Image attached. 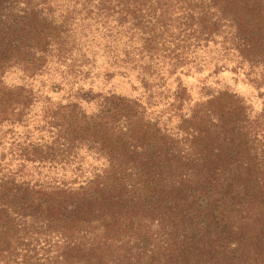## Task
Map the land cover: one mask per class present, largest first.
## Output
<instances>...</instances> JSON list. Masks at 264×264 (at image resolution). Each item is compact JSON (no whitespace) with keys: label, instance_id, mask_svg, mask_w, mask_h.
Returning a JSON list of instances; mask_svg holds the SVG:
<instances>
[{"label":"trees","instance_id":"trees-1","mask_svg":"<svg viewBox=\"0 0 264 264\" xmlns=\"http://www.w3.org/2000/svg\"><path fill=\"white\" fill-rule=\"evenodd\" d=\"M82 1L98 22L173 28L189 32L185 41L222 36L243 61L264 64V0ZM51 12L48 0H0V120L22 118L33 99L3 82L7 68L35 74L68 42L74 19ZM206 98L182 132L121 94L103 95L92 112L59 104L57 144L40 157L76 177L0 176V264H264V131L235 91ZM83 147L98 164L83 167Z\"/></svg>","mask_w":264,"mask_h":264},{"label":"rangeland","instance_id":"rangeland-1","mask_svg":"<svg viewBox=\"0 0 264 264\" xmlns=\"http://www.w3.org/2000/svg\"><path fill=\"white\" fill-rule=\"evenodd\" d=\"M74 1L48 0L52 17L74 19L66 32L65 47L49 54L45 66L35 74L19 64L3 74L7 86L31 88L33 99L22 118L0 120V176L42 182L57 181L62 175L70 180L76 177V171L64 172L45 162L48 157H40L46 155V144L57 138L55 111L59 104L75 100L92 112L108 93L139 99L151 120L172 132L181 126L182 132L183 119L208 98L206 93L229 88L244 98L254 120L252 127L258 133L264 131V64L243 61L222 36L209 42L195 37L185 41L189 32L173 28L143 30L131 22H98L92 5L80 10L84 1ZM89 91L96 93L93 99L85 94ZM17 102L18 97H12L8 103L14 113L20 107ZM254 143L260 150L259 142ZM77 157L83 167L98 164L85 147Z\"/></svg>","mask_w":264,"mask_h":264}]
</instances>
